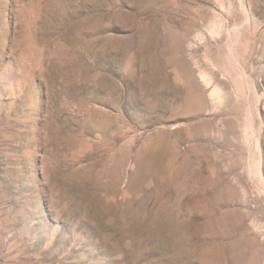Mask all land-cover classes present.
<instances>
[{
	"label": "rangeland",
	"instance_id": "obj_1",
	"mask_svg": "<svg viewBox=\"0 0 264 264\" xmlns=\"http://www.w3.org/2000/svg\"><path fill=\"white\" fill-rule=\"evenodd\" d=\"M0 264H264V0H0Z\"/></svg>",
	"mask_w": 264,
	"mask_h": 264
}]
</instances>
